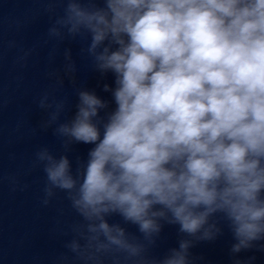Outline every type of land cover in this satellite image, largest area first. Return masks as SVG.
<instances>
[{
    "label": "clouds",
    "instance_id": "obj_1",
    "mask_svg": "<svg viewBox=\"0 0 264 264\" xmlns=\"http://www.w3.org/2000/svg\"><path fill=\"white\" fill-rule=\"evenodd\" d=\"M59 3L48 39L81 41L114 86H102L111 101L77 89L66 119L58 73L39 99L64 149L35 153L42 203L62 192L78 217L57 264H195L191 250L225 228L233 264H252L239 257L264 252V0ZM64 59L74 79L70 49ZM77 144L90 147L73 171ZM165 225L178 226L176 246L155 257Z\"/></svg>",
    "mask_w": 264,
    "mask_h": 264
}]
</instances>
